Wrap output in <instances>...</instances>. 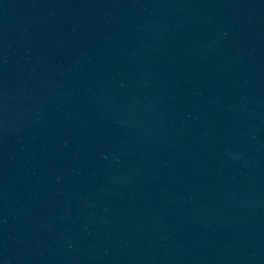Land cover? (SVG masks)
I'll list each match as a JSON object with an SVG mask.
<instances>
[{"label": "water", "instance_id": "95a60500", "mask_svg": "<svg viewBox=\"0 0 264 264\" xmlns=\"http://www.w3.org/2000/svg\"><path fill=\"white\" fill-rule=\"evenodd\" d=\"M0 264H264V0H0Z\"/></svg>", "mask_w": 264, "mask_h": 264}]
</instances>
